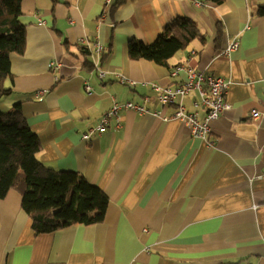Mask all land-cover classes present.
<instances>
[{
  "label": "crops",
  "instance_id": "obj_1",
  "mask_svg": "<svg viewBox=\"0 0 264 264\" xmlns=\"http://www.w3.org/2000/svg\"><path fill=\"white\" fill-rule=\"evenodd\" d=\"M262 3L23 0L27 45L23 54H11L13 91L0 109L20 103L41 141L40 160L80 173L110 203L103 222L37 234L21 194L9 191L0 198V264H264V15L252 13ZM178 17L194 19L206 44L196 40L179 51L172 69L129 58L131 38L151 44ZM219 25L224 32L217 42ZM82 38L104 52L112 42L103 78L94 64L104 52L93 51V68L85 66ZM235 38L239 49L223 54ZM54 61L61 63L55 70ZM189 68L230 82L232 107L211 122L206 139L177 119L164 120L175 105H162L142 84L180 85ZM119 75L138 85L121 83ZM197 99L195 91L184 103L203 120ZM114 101H134L161 115L123 110L120 125L112 118L85 139ZM254 109L263 113L258 120Z\"/></svg>",
  "mask_w": 264,
  "mask_h": 264
},
{
  "label": "trees",
  "instance_id": "obj_2",
  "mask_svg": "<svg viewBox=\"0 0 264 264\" xmlns=\"http://www.w3.org/2000/svg\"><path fill=\"white\" fill-rule=\"evenodd\" d=\"M22 1L0 0V102L13 91L11 54H23L27 45L26 25L20 19ZM122 2L116 0V5ZM252 13L263 16L264 3L254 7ZM223 32L219 25L217 42ZM196 40L202 44L207 42L198 23L189 17H178L166 25L151 44L131 38L128 55L131 60L145 59L172 69L171 58ZM79 52L84 65L93 68L88 58L89 47L81 45ZM111 52L112 42L100 59L101 66ZM41 151V141L31 129L21 104L16 103L9 111L0 109V198L11 190L18 191L22 207L37 234L52 233L73 224L103 222L110 203L106 192L76 171L45 165L39 158Z\"/></svg>",
  "mask_w": 264,
  "mask_h": 264
},
{
  "label": "built area",
  "instance_id": "obj_3",
  "mask_svg": "<svg viewBox=\"0 0 264 264\" xmlns=\"http://www.w3.org/2000/svg\"><path fill=\"white\" fill-rule=\"evenodd\" d=\"M44 22L41 21L40 24ZM81 44L89 47L90 52L94 51L98 55L104 52V46L97 43L89 44L85 38L81 39ZM92 45V46H91ZM240 47V40L235 38L232 40L222 51L223 54H229L232 51L238 50ZM195 53V51H193ZM61 66L59 61L51 63V67L55 70ZM94 67L98 70L101 78L105 76L104 70L101 68L100 60H97ZM184 66L179 67L173 71L177 75ZM119 81L130 87L138 85V81L130 79L125 75H119ZM143 85L150 86L157 94L158 99L162 105H175V112L170 116H163L164 120L170 118L177 119L189 127L191 133L196 137L206 139L211 132V122L217 120L226 110L231 109L232 105L227 101V93L230 88V82L221 76H215L206 73L202 70H195L192 68L187 69V78L180 85L161 86L156 83L143 82ZM87 91L91 90L89 85L86 86ZM199 93V99L194 101L196 107H200L205 111L203 120L199 119V112H190L187 110L184 100L193 92ZM123 110L134 111L139 115L144 113H153L155 116H160L161 112L158 110H151L145 105L136 103L134 101L118 102L114 101L111 109L102 116L98 125L92 128L88 133L84 134L85 139H89L95 133H101L105 130L108 122L115 118L118 125L121 123V112ZM252 118L258 120L262 117V112L254 109ZM213 144V143H211Z\"/></svg>",
  "mask_w": 264,
  "mask_h": 264
}]
</instances>
